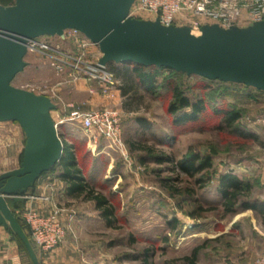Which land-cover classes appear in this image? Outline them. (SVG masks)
<instances>
[{"label": "rangeland", "instance_id": "obj_1", "mask_svg": "<svg viewBox=\"0 0 264 264\" xmlns=\"http://www.w3.org/2000/svg\"><path fill=\"white\" fill-rule=\"evenodd\" d=\"M130 16L144 15L130 12ZM71 33L36 38L47 47L28 51L27 65L12 84L53 99L57 108L52 115L59 122V133L73 147L85 178L114 208L115 216L104 233V241L110 244L104 263L140 264L146 250L152 264H225L230 257L253 262L264 252V223L257 212L241 206L237 213L224 214L218 185L221 175L235 173L251 183L250 195L244 200L264 201V91L163 71L155 92L136 85V91L124 93L123 85L128 87L137 81L134 77L123 81L116 76V88L104 94L99 81L84 74L102 53L89 40L83 46L87 39L84 34ZM62 54L68 55L67 63L57 69L53 56ZM113 63L117 64H108L110 70ZM169 82L178 85L191 101L203 99L204 109L196 120L175 121L177 116L169 110L173 99ZM105 107L116 110L121 119L122 141L117 142L119 147L115 145V149L109 147L105 138L95 147L79 121L70 118L74 110ZM226 108L241 113L233 130L227 128L223 116L216 114ZM25 139L18 122H0V174L20 165ZM130 143L150 147L152 152L133 149ZM193 154L210 156L212 166L195 176L176 167L177 160ZM160 156L174 160L158 162ZM62 169L57 166L44 175L52 177V181H63L56 187L65 191L67 184L59 176ZM201 177L208 181L205 186L196 181ZM36 185L6 198L16 214L28 206V199L55 198V186L51 189L50 184L46 185L42 194H36ZM27 192L32 194L26 195ZM56 199L76 200L58 204L68 213L63 220L66 237L78 214L74 205L80 211H98L94 202L83 197L65 194ZM199 208L195 215L191 214ZM197 246L201 248L194 257Z\"/></svg>", "mask_w": 264, "mask_h": 264}, {"label": "water", "instance_id": "obj_2", "mask_svg": "<svg viewBox=\"0 0 264 264\" xmlns=\"http://www.w3.org/2000/svg\"><path fill=\"white\" fill-rule=\"evenodd\" d=\"M136 0H15L0 3V122L12 120L25 133L20 165L0 174V226L41 264L35 247L7 197L34 187L64 157L67 146L46 94L17 87L13 80L27 62L29 42L76 29L98 45L100 64L135 63L167 67L210 80L235 82L264 91V20L246 27L189 25L130 16Z\"/></svg>", "mask_w": 264, "mask_h": 264}, {"label": "built area", "instance_id": "obj_3", "mask_svg": "<svg viewBox=\"0 0 264 264\" xmlns=\"http://www.w3.org/2000/svg\"><path fill=\"white\" fill-rule=\"evenodd\" d=\"M131 12L144 15L140 18L159 19L165 25H189L192 30L195 29L201 33V27L206 24H218L223 28L246 27L264 20V0H136ZM68 31L72 32L71 35L82 34L76 29H68L63 36ZM88 40V38L83 40V46ZM40 46L47 47L45 42L37 39L29 42V50ZM66 57H68L66 54L53 56L57 69L62 68L61 64L67 63ZM84 74L98 80L100 91L104 94L110 93L118 84L113 71L108 68V65L100 64L99 60ZM70 118L79 121L88 136V141L95 147L99 145L101 138L106 139L109 147L113 149L116 146L119 147L117 142L122 141L121 119L116 110L107 107L74 110ZM55 123L59 128V122L55 121ZM63 211L62 207L54 206L49 212L43 213L30 205L19 213L28 226L29 236L40 262L49 256L66 237V226L62 219ZM3 237L0 231V264L3 259ZM252 264H264V252L256 257Z\"/></svg>", "mask_w": 264, "mask_h": 264}, {"label": "trees", "instance_id": "obj_4", "mask_svg": "<svg viewBox=\"0 0 264 264\" xmlns=\"http://www.w3.org/2000/svg\"><path fill=\"white\" fill-rule=\"evenodd\" d=\"M14 1L15 0H0V3L9 5L13 4ZM112 65L113 66L111 70L117 77H121L123 81H125V77L129 79H132L134 77L137 81V84L135 83L132 85H128V87L127 85H123V87L126 88L124 90V93L136 91V85L142 86L143 89L147 90L148 92H155L158 87V76L161 72H178L167 67H157L155 65L145 66L135 63H117L116 65L113 63ZM120 65H122L123 67H120ZM129 66L131 69H129ZM202 78L209 81L219 82L221 85L225 86H227V83H235L225 82L221 80H210L205 77ZM167 85L170 86L173 93V99L169 104V110L177 116L175 121L178 123H183L186 121L196 120L199 113L204 109L203 99L197 102H193L180 90V87L175 83L169 82L167 83ZM188 107H190L191 109H187ZM216 114L219 116H223V122L229 130H233V128H235L236 122L241 117V113L234 108L220 109V111H217ZM240 133L243 134L244 132L240 131ZM62 135L63 134L60 133L61 138ZM63 141L67 146V151L62 160L57 165H55V167L61 166L63 168L59 176L66 182L67 192L71 195H74L75 197H83L85 198V200L95 201L98 210L101 211V214L107 220L108 224H110L115 216L114 208L109 204L108 198L101 192H98L96 188L85 178L82 166L79 164L74 151L71 150L73 147L69 145L65 140ZM130 145L133 149H145L148 152H152V148L150 147L135 145L133 143H130ZM173 160L174 159L171 156H160L157 159L158 162H170ZM175 164L176 167L179 168L182 172L186 173L189 176H195L196 174L202 172L204 169L211 167L212 161L210 156L202 158L198 154H193L183 156L181 159L177 160ZM196 181L200 183V186H205L208 182L204 177H201ZM218 189L222 196L221 206L223 207L224 214L237 213L239 210V206H241L242 209H252L257 212L261 218V221L264 223V201H252L243 199L245 196L247 197L250 195L251 183L249 181L244 180L235 173L227 172L221 175ZM189 192L191 193L193 192V190L190 189ZM199 210L201 209L199 208L196 210V212L193 211L191 214L195 215ZM18 218L21 225L25 227L29 236V229L26 222L19 215ZM18 245L23 264H32L26 247L20 241L18 242ZM200 248V246H197L193 250L194 257H196L197 252L200 250ZM148 252L149 251L146 250L145 258L142 261L143 263L141 262L140 264H152L149 262ZM184 258L189 260V257Z\"/></svg>", "mask_w": 264, "mask_h": 264}, {"label": "crops", "instance_id": "obj_5", "mask_svg": "<svg viewBox=\"0 0 264 264\" xmlns=\"http://www.w3.org/2000/svg\"><path fill=\"white\" fill-rule=\"evenodd\" d=\"M52 117L54 121H56L53 115ZM102 143L103 142L101 141L100 146L103 145ZM44 174L36 182V194H42L44 189L47 188L46 185L50 184L51 189H53L54 186H60L59 182H63L59 179L52 181V177ZM55 189L56 193H54V199H28L27 205H31L37 210L47 213L54 206H58V204L65 205V202L76 201L75 199H56L59 196L63 197L65 194L69 195V193L67 192V189H65V191H60V188L57 187ZM31 194L32 192L26 193V195ZM87 201H92L96 204L93 200ZM74 206L78 212V214L76 213V221H71V223L74 222L75 224L74 228L71 227V229H69L65 241L54 249L49 256L42 259L41 264H105L104 262L107 259V253L110 250L109 241H104V233L107 232L105 229L108 230L109 226L107 220L101 214L100 210L95 211L92 209L89 211H80L76 205ZM63 209L65 211L62 213V219L65 220L64 215L68 213L66 212L67 209H65V207H63ZM0 227L2 228H0V231L4 236L2 245V264H23L18 242L12 239L10 232L5 227ZM247 260L248 259L240 261L237 257H230L225 264L252 263V259Z\"/></svg>", "mask_w": 264, "mask_h": 264}, {"label": "bare ground", "instance_id": "obj_6", "mask_svg": "<svg viewBox=\"0 0 264 264\" xmlns=\"http://www.w3.org/2000/svg\"><path fill=\"white\" fill-rule=\"evenodd\" d=\"M192 32H193L194 34H198V33H196L194 30H192Z\"/></svg>", "mask_w": 264, "mask_h": 264}]
</instances>
